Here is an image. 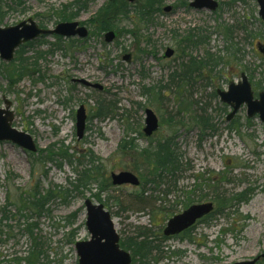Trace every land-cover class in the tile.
Masks as SVG:
<instances>
[{"label": "rangeland", "instance_id": "1", "mask_svg": "<svg viewBox=\"0 0 264 264\" xmlns=\"http://www.w3.org/2000/svg\"><path fill=\"white\" fill-rule=\"evenodd\" d=\"M75 1L2 0L0 27L33 20L54 30ZM109 1L81 0L67 10L74 17L69 22L88 30L86 39L39 38L10 63L0 58V109L4 99L12 103L13 127L30 134L39 150L31 155L17 144L0 142V211L11 204L8 219L1 221L0 214V264H30L26 258L35 243L43 251L36 264H78L75 245L90 239L87 200L111 214L120 243L152 244L148 258L133 264H235L264 255V213H259L264 208V122L258 115L248 118L246 105L228 120L232 108L217 93L240 82L242 73L255 99L264 92V55L257 49L264 46V22L257 0H214L216 11L194 9L193 0H164L144 22L136 13L144 11V0L126 1L127 17L103 31L95 16ZM167 7L172 8L168 13ZM109 32L116 35L111 43L105 39ZM231 47L239 50L236 58ZM169 49L174 54L166 58ZM209 57L219 61L217 66L187 73L190 64H204ZM12 73L18 74L13 84ZM102 105L112 110L100 118ZM81 106L87 121L79 140ZM148 109L159 120L151 137L143 132ZM202 118L209 120L207 130L197 123ZM165 141L179 158L174 175L156 172L140 155L149 157ZM59 149L76 156L71 162L58 156L38 161L40 151ZM84 171L93 174L92 185L75 189ZM121 172L137 176L140 186H114L111 175ZM160 174L163 180L152 182ZM35 190L55 191L41 214L23 204ZM243 194L246 199L238 200ZM218 196L226 199L221 213ZM255 201L258 210L252 208ZM206 203L214 205L212 217L187 235H164L171 218ZM23 207L29 209L20 212ZM123 250L133 257L131 249Z\"/></svg>", "mask_w": 264, "mask_h": 264}, {"label": "water", "instance_id": "2", "mask_svg": "<svg viewBox=\"0 0 264 264\" xmlns=\"http://www.w3.org/2000/svg\"><path fill=\"white\" fill-rule=\"evenodd\" d=\"M133 3L136 0H127ZM260 7L259 15L264 21V0H257ZM190 6L194 9L216 11L219 4L214 0H194ZM171 7L164 9L170 12ZM60 36L64 38H87L89 33L85 27H80L77 22H63L56 26L54 30L41 28L33 20L20 23L16 26L1 28L0 27V58L6 62H11L17 49L22 45L32 42L40 37ZM116 38L114 32H109L105 39L107 43L113 42ZM258 50L264 55V46L259 45ZM174 52L168 50L165 53L166 58L172 57ZM130 57H127L129 60ZM228 92L218 91L221 101L232 108V113L228 120H231L240 107L244 104L248 107V118L259 115L264 122V92L260 93L259 100H254V94L251 84L245 74L241 76V82L236 85L232 83ZM5 109H0V142L10 141L29 152H37L36 144L31 135L19 132L13 128L14 113L11 111L12 103L4 100ZM145 128L146 137H151L158 129V120L151 110L145 111ZM87 114L84 106H81L76 114V130L78 139L84 137L86 130ZM112 183L114 186L132 185L139 186L140 181L137 176L130 172H121L112 174ZM87 210L86 227L91 235L90 240L81 241L76 244V251L79 257V264H132V257L120 247V237L115 229L111 214L105 210L103 205L94 204L92 201L85 202ZM214 210L212 203L193 205L185 210L182 214L171 218L164 235L167 237L179 235L196 224L205 216L211 214ZM261 257L253 260L243 261L235 264H257Z\"/></svg>", "mask_w": 264, "mask_h": 264}, {"label": "trees", "instance_id": "3", "mask_svg": "<svg viewBox=\"0 0 264 264\" xmlns=\"http://www.w3.org/2000/svg\"><path fill=\"white\" fill-rule=\"evenodd\" d=\"M80 1L81 0H76L74 3L69 5V7L70 6H77L80 3ZM163 1L164 0H144V3H143L144 4V11L143 12L137 11L136 13L138 14L139 18L144 22L145 16L148 15V12L153 10V9H155V11L158 10L163 5ZM1 2H2V0H0V11L2 10L1 9L2 8ZM69 7H65L63 12L61 13V16H62L61 21H65V22L71 21L74 18L73 16L69 15L67 12ZM129 7H130V5L126 2V0H114V1H109L107 4H105L97 12V15L95 16V18L98 21L101 20L100 21L101 22V25H100L101 28L100 29L103 31L112 30L114 28L113 25L111 24L112 21L115 20L116 18H119L122 16L127 17V14L130 13ZM95 18H93L92 21L95 20ZM40 26L45 28V26L43 24H41ZM231 32L232 31L227 28V36L230 35ZM54 38L57 39V41H59V42L63 41L62 38H59V37H54ZM191 38L192 37H189L187 39L190 40ZM200 43H201V41H198V42L192 41L191 42V44L194 46H196ZM32 44L33 43H29L27 45H24L17 53L20 54L22 49H24L25 47H31ZM52 46H55V45H52ZM56 48L59 50L61 49L58 46H56ZM231 49H233V48L231 47L229 50H231ZM238 52H239V50L233 49L231 54L234 58H236V55ZM18 59H20L21 62L24 60L22 57H18ZM207 62L209 64H211L212 63V57H209L205 63H207ZM193 64L194 63H192L188 66L189 68H188L187 73L191 74L192 72H195V71L201 69L199 67V65H197V63L194 65ZM193 66H195V67L198 66L199 68L198 67L193 68ZM9 77H10L9 82L11 84H13V83H16L18 74L12 73L9 75ZM109 107H111V106L102 105L99 108L97 117H100V118L103 116L106 117L107 114L112 110V107H111V109ZM201 120H202V125L204 128H208L210 126L208 119L202 118ZM122 149H124V147H122ZM59 150H60L59 153H55L52 150H46L44 152L40 151L41 155L38 158V161H54L55 157L58 156L60 159H65V160H68L69 162H71L74 159V157L76 156L73 154L70 155L67 150L65 151V149H59ZM146 152H150V151H146ZM140 155H141L142 159H145L146 163L153 162L155 171L161 172V174H165L168 172V174L174 175L177 171L180 170L177 155L173 151L172 143L170 141H165L164 143H160L159 145H157V147L154 149L152 154L150 153L149 157L147 155L142 156L141 153H140ZM91 156L92 155L90 154V156H88V159L91 160L92 163H95L94 162L95 160H93L94 157H91ZM161 174L158 176H155L156 179H153L152 182H156V180L161 177ZM92 176H93V174H92ZM92 176H91L90 171L82 172L80 174L79 178L75 181L76 185L74 186V188L75 189L86 188L87 185L90 183L91 178H93V180H94V177H92ZM62 192L65 195H67V193H68V191H62ZM54 194H55V191L53 192V190L47 192V195H43L42 191L35 190L33 197H31L28 200H23V201H25V202H23V204L28 203V206L32 205L33 210L41 214V212L45 208V204H46L47 200L50 197L55 196ZM245 197H246V194L240 195L238 197V200H245L246 199ZM221 198H222L221 196H218V198L216 199L218 206H219V209L217 210L218 213H221L225 209V206H226V199H224V198L221 199ZM31 199H33V201H29ZM10 206H11V204L9 203L6 207H4L3 210L0 211V214L3 215L1 221L8 219V217L5 216V213H7L6 210ZM25 208H27V207L21 208L20 212L29 209V208H27V209H25ZM210 217H212V216H210ZM207 219H209V218H207ZM1 221H0V224H1ZM33 228H34V226H32V225L29 226V228H28V233L31 236H33ZM188 233L189 232H187L186 235ZM121 246L124 248H128V249L132 250L134 263H136L138 261V258H140V259L148 258L150 250L152 248V244L147 242V241H141L138 243L137 241L131 240V239H129L125 243H121ZM39 247L40 246L38 245V243L37 244L35 243L34 248L30 254V257L26 258V260L29 261L30 264H36V262H38L39 258L43 254L42 249H40ZM37 248H39V249H37Z\"/></svg>", "mask_w": 264, "mask_h": 264}, {"label": "bare ground", "instance_id": "4", "mask_svg": "<svg viewBox=\"0 0 264 264\" xmlns=\"http://www.w3.org/2000/svg\"><path fill=\"white\" fill-rule=\"evenodd\" d=\"M216 62V63H215ZM219 63V61L216 59H214V58H212V63L211 64H209L208 62L207 63H205L204 65L201 63V62H199V63H197V65H199V67L201 68V70L202 69H204V66H206V67H209V66H213V67H215V66H217V64ZM194 64H196V63H194ZM193 64V65H194ZM196 67H198V66H196ZM195 66H193V68H196ZM198 67V68H199ZM188 68L189 67H187V70H188ZM92 74V73H91ZM242 74H245V73H242ZM242 74H241V76H242ZM247 76V75H246ZM249 80V79H248ZM241 82V81H240ZM240 82H238V83H234V84H236V85H238ZM251 89H252V86H251ZM229 90V89H228ZM228 90L226 91V92H228ZM147 92V94H150V90H148V91H146ZM253 92V91H252ZM262 93V92H261ZM152 94H153V92H152ZM253 94H254V92H253ZM259 95H260V93H259ZM259 95H258V98L257 99H255V97H254V100H259ZM244 105H246V104H244ZM243 106V105H242ZM241 106V107H242ZM247 106V105H246ZM240 107V108H241ZM185 108L188 110L189 109V107L188 106H185ZM247 112H248V107H247ZM156 116V115H155ZM157 118V117H156ZM157 120H158V118H157ZM198 124H200L201 125V127L203 128V129H205V130H207V128H204L203 127V125H202V120L200 119V121H198L197 122ZM158 124H159V120H158ZM205 160V159H204ZM178 161H179V158H178ZM148 165H153V162H148L147 163ZM207 166L208 167H211L212 166V163H208L207 164ZM166 174V173H165ZM157 180H159V182H161L162 180H163V177L161 176L160 178H158ZM92 182H93V178H91V181H90V183L87 185V187L86 188H89V186H91L92 185ZM258 201H255V202H253V204H252V208H254V209H257L258 210ZM259 213L260 214H263L264 213V208L263 209H259ZM254 231V228H251L250 229V232H253Z\"/></svg>", "mask_w": 264, "mask_h": 264}]
</instances>
